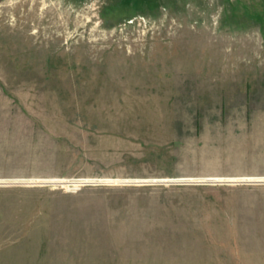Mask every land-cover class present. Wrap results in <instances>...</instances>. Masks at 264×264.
Returning a JSON list of instances; mask_svg holds the SVG:
<instances>
[{
	"label": "rangeland",
	"instance_id": "1",
	"mask_svg": "<svg viewBox=\"0 0 264 264\" xmlns=\"http://www.w3.org/2000/svg\"><path fill=\"white\" fill-rule=\"evenodd\" d=\"M0 264H264V0H0Z\"/></svg>",
	"mask_w": 264,
	"mask_h": 264
}]
</instances>
